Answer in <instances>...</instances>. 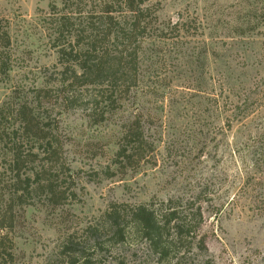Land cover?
Here are the masks:
<instances>
[{"label": "rangeland", "instance_id": "374dc122", "mask_svg": "<svg viewBox=\"0 0 264 264\" xmlns=\"http://www.w3.org/2000/svg\"><path fill=\"white\" fill-rule=\"evenodd\" d=\"M52 1L0 0L14 57L0 82V105L15 87L55 86L47 82L61 68L51 42ZM158 8L163 26L189 16L202 24V35L146 40L138 85L103 122L61 98L49 102L79 201L17 206L12 228L3 230L0 264H71L76 255V264L153 262L145 241L128 231L118 238L104 212L112 203L189 196L204 182L213 198L201 201L207 248L186 245L182 264H264V0H159ZM243 17L248 29L239 35ZM134 118L152 136L154 155L106 178L124 123Z\"/></svg>", "mask_w": 264, "mask_h": 264}, {"label": "trees", "instance_id": "16d2710c", "mask_svg": "<svg viewBox=\"0 0 264 264\" xmlns=\"http://www.w3.org/2000/svg\"><path fill=\"white\" fill-rule=\"evenodd\" d=\"M158 3L53 0L49 4L51 42L61 68L48 76L47 82L55 86L15 87L0 105V250L6 236L3 230L12 228L17 206L79 201L76 172L64 154L58 113L49 102L61 98L67 108L82 109L92 122H103L123 108L138 85L140 54L146 40L202 35V24L189 16H182L170 27L163 26ZM245 23L247 18L235 27L237 34L245 35ZM13 63L9 26L0 20V82L7 80ZM123 127L118 148L105 166L106 178L139 167L154 155L155 142L139 118ZM208 187L207 182L198 183L191 195L171 196L159 203H112L103 214V223L114 229L118 238L126 231L140 236L155 259L148 264H182L179 255L186 252L182 250L186 245L207 248L199 230L205 221L201 201H213ZM215 207L218 213V204ZM9 248L13 259V246ZM171 251L176 252L173 259ZM80 257L76 255L70 263L76 264ZM89 262L85 258L82 264Z\"/></svg>", "mask_w": 264, "mask_h": 264}]
</instances>
